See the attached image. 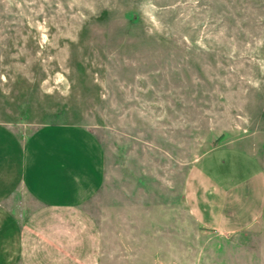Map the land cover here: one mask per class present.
I'll list each match as a JSON object with an SVG mask.
<instances>
[{
    "label": "rangeland",
    "instance_id": "obj_1",
    "mask_svg": "<svg viewBox=\"0 0 264 264\" xmlns=\"http://www.w3.org/2000/svg\"><path fill=\"white\" fill-rule=\"evenodd\" d=\"M47 125L85 129L102 152L79 204L97 233L89 264H264V207L217 233L186 202L212 148L264 171V0H0L2 170ZM6 203L19 224L39 206L19 190Z\"/></svg>",
    "mask_w": 264,
    "mask_h": 264
},
{
    "label": "crops",
    "instance_id": "obj_2",
    "mask_svg": "<svg viewBox=\"0 0 264 264\" xmlns=\"http://www.w3.org/2000/svg\"><path fill=\"white\" fill-rule=\"evenodd\" d=\"M63 128L79 138L51 135ZM1 166L0 264H89L81 254L97 252V233L79 204L103 178L102 152L91 133L76 126H43L24 141L15 171ZM17 190L39 203L20 224L6 203ZM186 202L206 228L217 233L245 229L264 207L261 163L241 147L204 152L189 171Z\"/></svg>",
    "mask_w": 264,
    "mask_h": 264
}]
</instances>
